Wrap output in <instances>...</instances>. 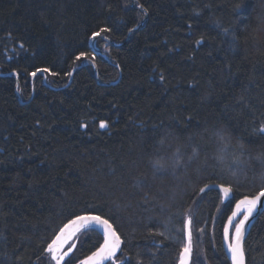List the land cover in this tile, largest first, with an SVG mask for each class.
<instances>
[{"label": "trees", "instance_id": "obj_1", "mask_svg": "<svg viewBox=\"0 0 264 264\" xmlns=\"http://www.w3.org/2000/svg\"><path fill=\"white\" fill-rule=\"evenodd\" d=\"M261 125L264 0H0V264H37L78 215L113 223L118 264H177L195 205L206 264H229L225 221L264 188ZM221 131L239 168L214 159ZM244 248L264 264V212Z\"/></svg>", "mask_w": 264, "mask_h": 264}, {"label": "snow or ice", "instance_id": "obj_2", "mask_svg": "<svg viewBox=\"0 0 264 264\" xmlns=\"http://www.w3.org/2000/svg\"><path fill=\"white\" fill-rule=\"evenodd\" d=\"M101 31H107V29H101ZM227 32V30H225ZM99 35V33H94L93 36ZM79 59V57H77ZM44 72H48V69H43ZM32 75H35L33 73ZM107 125L104 122H101L100 127L105 128ZM83 127V125H82ZM259 133L264 134V125H261L258 129ZM218 148L217 155L214 159L218 163H224L229 160V168L236 169L242 166L245 162L242 159L243 156V146L241 145V151L237 153L236 149L233 147L231 138L226 137L224 133L218 132ZM163 144V140H161ZM179 149H177V153ZM195 150L193 155H195ZM191 159V158H190ZM260 163L264 164V154L255 157ZM179 159H177V164H179ZM153 167L156 170H162L163 164L159 161L154 162ZM210 187L205 185L200 188V192L203 193L206 188ZM220 188V191L224 194L225 198L228 197L229 193L232 191L231 186L217 185ZM264 197V188H261L258 194L252 196L251 198L245 197L241 199L236 204L237 211H233L232 214L228 217V224L224 227V237L225 243L227 244L228 252L231 256L232 264H245V248H244V239L246 232V224L249 222V218L253 216V213L257 209V205L261 202V198ZM244 207L243 218L240 219L237 223H233V220L239 214V210ZM191 221L186 220L184 228L187 231L188 243L185 244L179 255V264H187V258L191 254L192 245V234L190 229ZM233 227L235 229L234 233L229 234V228ZM72 228L71 233L74 234L81 229L89 231L96 229L102 232L103 243L100 244L99 248L94 251L90 256H87L84 260L80 261V264H105L106 261H111V264H117V253L122 251L121 245L124 241L121 239V236L117 233V230L114 228L113 223H110L108 219L102 218L100 215H78L76 218L66 224L63 228L60 229V235L50 243L46 251L50 254V258L55 264H61L64 261L65 256L68 255L67 252H64L61 255H57L59 247L62 245L63 241L61 236L64 235L65 231L69 228ZM155 235H163L161 232L155 233ZM59 242V243H58ZM138 264L140 262L138 261Z\"/></svg>", "mask_w": 264, "mask_h": 264}, {"label": "rangeland", "instance_id": "obj_3", "mask_svg": "<svg viewBox=\"0 0 264 264\" xmlns=\"http://www.w3.org/2000/svg\"><path fill=\"white\" fill-rule=\"evenodd\" d=\"M99 128L101 130L106 129V127L101 128L100 125H99ZM223 205H224L223 202H221V207H223ZM195 206L192 207V209H190L189 211H187L184 215V224H185L186 220L191 221V225H190L189 230L191 231V234H192V240H191L192 250H191V254L188 257V264H206L204 257H203V254H202L201 242L198 241V234H194L193 229H192V215H193ZM221 207H220L219 211L221 210ZM242 218H243V214L239 216V218L237 219V221L235 223H237ZM92 230H94V229H92ZM234 230L235 229L233 228L232 233ZM89 231H91V230H89ZM89 231H85V230L81 229L80 231H77L74 234H72L70 237H68L62 243V245L59 247V249L57 251V255H61L64 252H67L68 255L65 256V259H64V261L61 262V264H80V261H82V260L76 261L75 259H73L74 252H75L78 244L81 243V241L84 239V237L86 236V234ZM96 231L100 232L99 230H96ZM100 234L102 235L101 232H100ZM102 237H103V235H102ZM183 240L184 241H183L182 248L185 244L188 243L187 231L185 230L184 226H183ZM109 263L111 264V262H109ZM37 264H55V262L51 260L50 254L46 251L42 260L40 262H38ZM177 264H179V256L177 259Z\"/></svg>", "mask_w": 264, "mask_h": 264}, {"label": "water", "instance_id": "obj_4", "mask_svg": "<svg viewBox=\"0 0 264 264\" xmlns=\"http://www.w3.org/2000/svg\"><path fill=\"white\" fill-rule=\"evenodd\" d=\"M95 41H96V37H94V38H92V39L90 40V50H91V52H92L94 55H99V54H100L99 51H98V50L95 48V46H94ZM83 66H85V63H84V62H82V63L80 64V67H79V68H82ZM75 70H77V68L74 69V70L71 72V74H72ZM71 74H70V75H71ZM40 75H41L42 78H43V83H45L46 80H45V75H44V73H41ZM35 77H36V75H33L31 79L33 80ZM223 196H224V194H223ZM229 198H230V193H229V195H228L227 198H225V196H224V199H225V200H228ZM243 199H244V198H243ZM239 201H240V200H239ZM237 202H238V201H237ZM237 202H236V203L234 204V206L232 207V210H231L230 215L232 214L233 211H237V209H236V204H237ZM243 209H244V207L242 206V208L239 210V214L237 215V217L234 218L233 223H235V222L237 221V219L239 218V216L242 215V210H243ZM263 212H264V197L261 198V202L258 203V205H257V209H256L255 212L253 213V216L249 218V222L246 224V232H245L244 244H245V241H246V239H247V237H248V235H249V233H250L252 227L254 226V224L256 223V221L258 220V218L261 216V214H262ZM230 215H229V216H230ZM229 216H228V217H229ZM226 224H228V218H227L226 221H225L224 227H225ZM224 227H223V230H222L221 245H222L223 253H224V255H225V257H226L228 263H229V264H232L231 256H230V253L228 252L227 244L225 243ZM232 229H233V227L230 226V228H229V234H230V236H231V234H232ZM71 231H72V228L70 227L69 229H67V230L65 231L64 235L61 236V240H62L63 242H64L68 237H70V236L72 235V234H69V233H71ZM234 231H235V230H234ZM234 231H233V233H234ZM100 232H101V231H100ZM101 233H102V232H101ZM58 235H60V233H58ZM58 235H57V236H58ZM57 236H56V237H57ZM55 239H56V238H55ZM55 239H54V240H55ZM58 243H59V242H58ZM106 262H107V261H106ZM106 262H105V263H106ZM187 264H188V258H187ZM245 264H246V263H245Z\"/></svg>", "mask_w": 264, "mask_h": 264}, {"label": "bare ground", "instance_id": "obj_5", "mask_svg": "<svg viewBox=\"0 0 264 264\" xmlns=\"http://www.w3.org/2000/svg\"><path fill=\"white\" fill-rule=\"evenodd\" d=\"M243 212H244V209L242 210V214H243Z\"/></svg>", "mask_w": 264, "mask_h": 264}]
</instances>
